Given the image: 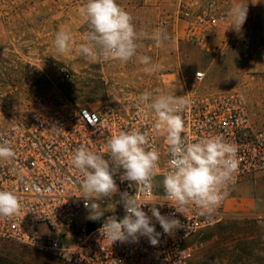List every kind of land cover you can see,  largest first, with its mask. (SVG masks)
Masks as SVG:
<instances>
[{
    "label": "built area",
    "instance_id": "1",
    "mask_svg": "<svg viewBox=\"0 0 264 264\" xmlns=\"http://www.w3.org/2000/svg\"><path fill=\"white\" fill-rule=\"evenodd\" d=\"M223 3L209 0L182 6L177 18L187 23L183 38L209 49L215 30L228 23ZM197 72L190 84L192 90L181 96L189 101L181 113L185 122L182 136L192 142L220 136L237 146L240 161L235 184H229L226 197L211 215H199L194 205H189L183 215L166 200L160 183L170 170L168 147L164 150L166 133L155 131V117L143 115L148 109L139 105L122 113L108 104L83 106L16 118L0 132V139H7L15 152L14 158L0 159V190L13 192L21 202L18 215L0 217V239L22 244L64 264H192L196 249L203 246L192 240L224 219L235 187L245 178L264 174V127L253 122L244 93L198 91L196 87L204 82L206 73L200 71L202 77L197 79ZM133 129L146 132L160 153L153 191L146 196L135 184L122 182L121 168L114 175L118 192L99 201L104 215L100 220H90L89 210L84 207L83 175L74 169L71 158L85 145L109 159L107 139L119 131ZM124 192L135 195L150 217L151 202L158 203L155 206L162 215L172 214L184 227L169 235L152 217L160 233L158 245H151L143 236L138 242L112 243L100 229L108 217H124L123 205L118 203ZM257 221L264 225V216Z\"/></svg>",
    "mask_w": 264,
    "mask_h": 264
},
{
    "label": "rangeland",
    "instance_id": "2",
    "mask_svg": "<svg viewBox=\"0 0 264 264\" xmlns=\"http://www.w3.org/2000/svg\"><path fill=\"white\" fill-rule=\"evenodd\" d=\"M132 16L138 33L137 56L147 55L160 65L146 74L137 57L127 63L83 58L78 47L86 43L88 25L79 14L87 0H0V132L14 119L37 113L66 112L83 106L108 104L122 113L130 112L145 91L153 96L165 93L183 96L191 91L197 71L206 79L198 91H241L251 116L264 122V76L252 79L243 70L250 56L240 52H219L185 40L184 22L177 12L160 10L154 0H116ZM173 6V5H172ZM73 40L67 55L57 52L54 40L59 30ZM156 29L170 37L160 47L150 39ZM260 121V120H259ZM168 144L165 145L166 150ZM264 187V183H263ZM245 196L234 201L248 206ZM258 212L226 213L224 219L195 237L203 243L192 264H227L238 240L252 234ZM0 264H64L22 244L0 239Z\"/></svg>",
    "mask_w": 264,
    "mask_h": 264
},
{
    "label": "clouds",
    "instance_id": "3",
    "mask_svg": "<svg viewBox=\"0 0 264 264\" xmlns=\"http://www.w3.org/2000/svg\"><path fill=\"white\" fill-rule=\"evenodd\" d=\"M79 14L89 28L84 37L86 43L78 47L83 58L127 63L135 56L144 65L146 74L159 71L160 65L153 63L151 57L137 56V40L148 34L136 31L132 16L116 0H87L79 9ZM229 15L232 26L240 29L247 18V5H234ZM150 39L160 47L170 37L164 30L156 29ZM72 40L68 31L59 30L54 40L57 52L61 55L71 53ZM196 75L197 79L202 77L200 71ZM138 103L148 109V113L143 115L147 117L150 113L155 117V131L166 133L170 170L160 182L166 200L183 215L189 205H194L201 216L211 215L226 197L229 184H235L240 163L237 146L220 136L200 138L194 142L182 136L185 122L181 113L189 104L185 98L165 93L153 96L150 91H145L139 95ZM107 155L109 159L81 145L71 158L74 169L83 175L84 207L89 210L88 219L93 221L100 220L104 215L99 201L111 198L118 192L114 175L119 169H123L120 176L122 182L126 180L135 184L140 192L148 196L154 188L152 179L160 159V153L150 143L147 133L138 129L122 130L108 138ZM14 156L9 141L0 139V159ZM120 197L118 203L123 205L124 217L119 220L114 216L108 217L100 229L112 243L138 242L139 237L143 236L148 238L151 245H158L160 233L156 232L152 217L169 235L184 227L172 214L162 215L155 206L158 203L148 201L152 203L150 217L141 209L135 195L124 192ZM20 209L21 202L13 192L0 190V217H14Z\"/></svg>",
    "mask_w": 264,
    "mask_h": 264
},
{
    "label": "crops",
    "instance_id": "4",
    "mask_svg": "<svg viewBox=\"0 0 264 264\" xmlns=\"http://www.w3.org/2000/svg\"><path fill=\"white\" fill-rule=\"evenodd\" d=\"M209 0H154L160 10L166 12H177L182 6L204 4ZM224 2L223 7L228 12L237 4L247 5V18L240 29L232 26V19L229 15L228 23L219 26L211 40L209 49L215 52L225 48L226 52H240L241 54L250 56L243 63V70L256 79L264 76V0H219ZM173 5V6H172ZM179 12V11H178ZM177 12V14H178ZM181 20V19H178ZM184 29L187 23L184 20ZM250 109V108H249ZM251 112V110H250ZM252 117V116H251ZM253 122L264 127L261 119ZM260 120V121H259ZM264 174H257L252 177L245 178L237 187H235L228 200V213L250 214L258 212L264 214ZM249 197L251 200L248 206H239L234 201L242 200L243 197Z\"/></svg>",
    "mask_w": 264,
    "mask_h": 264
},
{
    "label": "trees",
    "instance_id": "5",
    "mask_svg": "<svg viewBox=\"0 0 264 264\" xmlns=\"http://www.w3.org/2000/svg\"><path fill=\"white\" fill-rule=\"evenodd\" d=\"M252 234L238 240L233 252H228L227 264H264V228L255 223Z\"/></svg>",
    "mask_w": 264,
    "mask_h": 264
}]
</instances>
